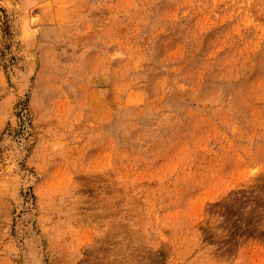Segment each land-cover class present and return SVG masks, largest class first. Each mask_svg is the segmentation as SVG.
Instances as JSON below:
<instances>
[{
    "label": "rangeland",
    "instance_id": "obj_1",
    "mask_svg": "<svg viewBox=\"0 0 264 264\" xmlns=\"http://www.w3.org/2000/svg\"><path fill=\"white\" fill-rule=\"evenodd\" d=\"M0 264H264V0H0Z\"/></svg>",
    "mask_w": 264,
    "mask_h": 264
}]
</instances>
